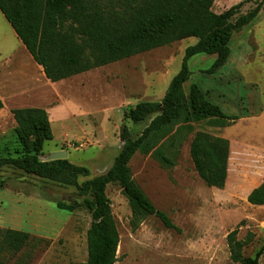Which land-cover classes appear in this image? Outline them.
<instances>
[{
    "label": "rangeland",
    "instance_id": "obj_1",
    "mask_svg": "<svg viewBox=\"0 0 264 264\" xmlns=\"http://www.w3.org/2000/svg\"><path fill=\"white\" fill-rule=\"evenodd\" d=\"M241 2L244 6L232 23L261 0H216L213 10L222 13ZM2 19L1 32L6 21ZM197 42L185 39L56 83L40 81L34 72L38 82L29 99L3 100L0 157L22 154L12 111L42 108L48 113L53 139L44 142L40 160L67 152L72 164L90 172L78 177L80 186L106 175L122 150L123 127L137 138L152 119L133 124L127 120L128 112L141 102L163 100L182 68L186 49ZM230 48L228 62L212 74L208 70L216 55L193 57L185 91L188 95L191 85L197 84L211 102L239 119L195 117L187 109L180 121L154 134L130 162L135 183L177 229L167 228L156 216L140 214L119 184L107 186L120 234L116 264H234L227 236L235 229L239 240L249 242L244 256L255 257L264 247V206L246 199L264 180V8L251 25L233 34ZM198 132L233 139L236 150L224 189L208 187L194 168L190 145ZM85 198L93 195H79L68 176L53 181L13 166L0 168V232L13 229L32 237L20 252H13L0 236V264L87 262V232L93 220ZM59 203L76 209L62 210Z\"/></svg>",
    "mask_w": 264,
    "mask_h": 264
},
{
    "label": "trees",
    "instance_id": "obj_2",
    "mask_svg": "<svg viewBox=\"0 0 264 264\" xmlns=\"http://www.w3.org/2000/svg\"><path fill=\"white\" fill-rule=\"evenodd\" d=\"M216 0H0V11L18 38L43 68L53 83L113 64L127 58L196 38L189 46L180 72L171 81L161 102H141L127 114L133 124L151 119L143 132L134 138L124 126L121 132L123 147L114 165L102 177L77 184L80 176H89L86 167L72 164L68 159L41 161L39 155L45 141L53 139L48 113L42 108L14 109L17 123L18 157H0V168L13 166L27 174L53 181L64 176L74 180L84 206L92 213V224L87 232L88 260L81 264H116L120 234L112 214L106 188L119 184L138 212L156 216L169 229H177L165 212L158 211L144 191L132 178L130 162L151 137L182 119L188 109L195 117H209L235 122L237 116L228 115L211 102L197 84L186 94L185 84L191 78L189 61L200 54L216 55L208 70L212 74L222 68L231 55V40L236 31L251 25L264 8V0L239 17L244 2L216 13ZM4 102L0 97V110ZM162 153V152H161ZM191 159L200 178L208 187L224 189L228 179L230 142L208 133L198 132L190 145ZM161 160L170 163L165 155ZM247 201L264 206V180L252 190ZM62 210L74 212L75 205L59 203ZM4 247L20 252L29 244V233L6 229L0 232ZM248 241L238 239V229L227 236L230 259L234 264H260L264 247L255 257L243 255Z\"/></svg>",
    "mask_w": 264,
    "mask_h": 264
},
{
    "label": "crops",
    "instance_id": "obj_3",
    "mask_svg": "<svg viewBox=\"0 0 264 264\" xmlns=\"http://www.w3.org/2000/svg\"><path fill=\"white\" fill-rule=\"evenodd\" d=\"M0 14V18L6 20L4 21L5 23L2 24L4 31H0V97L2 100H4L5 97L13 100L18 98L29 99V94L38 82L36 78L46 82H49V80L43 68L34 60L33 56L18 38L16 32L1 11ZM16 43L17 45H15ZM34 72L36 73V78H34ZM220 137L230 141V164L236 150L235 144L233 139L228 136ZM252 190L247 193L246 199Z\"/></svg>",
    "mask_w": 264,
    "mask_h": 264
},
{
    "label": "water",
    "instance_id": "obj_4",
    "mask_svg": "<svg viewBox=\"0 0 264 264\" xmlns=\"http://www.w3.org/2000/svg\"><path fill=\"white\" fill-rule=\"evenodd\" d=\"M68 156L67 152H60V153H56L54 155L51 156V160L50 161H54V160H66Z\"/></svg>",
    "mask_w": 264,
    "mask_h": 264
}]
</instances>
